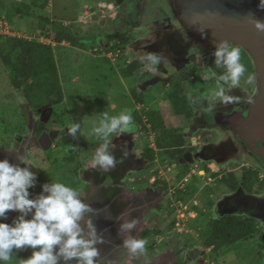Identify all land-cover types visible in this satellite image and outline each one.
Wrapping results in <instances>:
<instances>
[{
    "label": "flooded vegetation",
    "instance_id": "1",
    "mask_svg": "<svg viewBox=\"0 0 264 264\" xmlns=\"http://www.w3.org/2000/svg\"><path fill=\"white\" fill-rule=\"evenodd\" d=\"M85 1L84 16L73 22L76 28L86 27L81 35L108 49L116 48L109 52V56L117 53L112 60L125 56V67L139 69L126 77L133 80L128 81L133 123L128 132L110 138L116 166L107 172L93 167L92 157L100 141L89 144L85 153H76L79 183L74 188L94 209L87 216L104 239L97 245L98 264H127L128 253L122 249L125 234L119 231L124 218L135 219L131 234L148 241L146 255L133 257L131 264H220L223 248L206 245L204 237L214 222L232 217L252 220L257 233L245 241L255 243L264 255V101L255 105V111L248 102L257 89L254 61L243 46L233 43L241 47V60L247 68L240 86L230 93L240 97V102L213 112L189 98V93L200 97L208 91L185 84L211 82L214 88V80L201 78L212 68L217 74L222 71L215 68L212 55L213 44L222 40L210 35V19L213 16L221 27H228L233 20L251 16L250 11L255 16L264 14L257 7L258 0H203V36L185 15L184 8L192 6L189 0ZM145 9L151 10L150 18L142 14ZM138 16L143 17L142 23ZM76 28L73 31L80 35ZM145 52L162 53L166 58L154 73L141 62ZM248 74L255 75L254 85L245 83ZM156 86L165 90L152 91ZM17 90V105L0 110V159L20 163L17 154H24L37 174L39 163L54 165L56 157L52 159L49 152L74 139L67 128L75 120L60 111L59 104L37 110ZM173 96L184 101L183 110H176ZM25 102L34 113V123ZM50 106L52 114L41 126V112ZM39 183L29 189L30 198L43 191L44 182ZM16 215L9 212L6 222L11 223ZM22 250L23 256L14 249V258L32 253L31 248Z\"/></svg>",
    "mask_w": 264,
    "mask_h": 264
},
{
    "label": "clouds",
    "instance_id": "2",
    "mask_svg": "<svg viewBox=\"0 0 264 264\" xmlns=\"http://www.w3.org/2000/svg\"><path fill=\"white\" fill-rule=\"evenodd\" d=\"M257 7L264 9V0H258ZM249 14L253 17L255 28L264 32V21L255 18L251 11ZM201 34L203 36L204 32ZM213 45L215 68L222 71L217 74L212 68L201 78L214 80L215 86L209 89L207 95L200 97L189 93L190 100L208 112L215 111L219 106L240 102V97L230 93L240 86L247 72L241 60L240 46L228 40ZM140 59L147 71L154 73L166 58L162 53L145 52ZM255 80L254 74H248L245 83L254 85ZM132 123L130 108H123L116 115L103 111L97 115L89 133L81 131L79 122H72L67 134L73 138L78 133L81 136L91 135L100 141L92 157V165L107 172L118 163L112 151L113 139L110 138L114 134L119 137L128 132ZM17 159L20 163L0 159V264H10L15 255L14 249L25 248H31L32 253L26 259L17 260V264H98L100 251L97 245L103 244L104 239L98 235L92 219L87 216L94 209L82 199L78 189L57 180L43 183L41 194L30 198L29 189L36 185L38 177L28 166L31 164L24 154L18 153ZM9 212L18 213L11 223L6 222ZM134 228L136 220L128 218H124L119 226V231L125 234L122 249L127 250V264H131L133 257L146 255L148 241L133 236L131 230Z\"/></svg>",
    "mask_w": 264,
    "mask_h": 264
},
{
    "label": "rangeland",
    "instance_id": "3",
    "mask_svg": "<svg viewBox=\"0 0 264 264\" xmlns=\"http://www.w3.org/2000/svg\"><path fill=\"white\" fill-rule=\"evenodd\" d=\"M85 3V0H48L47 9L37 10V13H43L57 22L65 24L67 29L74 30L76 28L73 23L74 19L84 16ZM141 9H144L143 5ZM142 14H145L147 18L152 15L151 10L142 12ZM142 16H138V22L140 23L144 21ZM120 17L123 18L122 15ZM133 18L135 19L136 16L133 15ZM10 23L13 26L12 29L15 30L13 33L18 36L36 39L41 42L50 41L49 43H51L52 41L47 39L46 34L40 28L37 17H15L10 20ZM47 25L50 26V24ZM83 28L80 26L76 28L80 31V35H78L80 44L78 46H71L68 43L55 45L65 96L63 103L59 104L57 108L62 112H67L70 119L79 122L82 132L89 133L99 113L108 111L111 115H116L123 108L131 109L132 99L128 81L132 82L133 80L126 79L127 76L124 75L125 56L112 60L109 52L116 51V48L108 49L96 43L93 39L87 40L84 35H81L82 32H86V27ZM1 60L0 58V110L17 105L14 97L16 95L15 89L10 83L8 70L2 65ZM210 83L196 81L194 84L191 82L185 84H188L187 87L204 88L205 91H209L213 88ZM161 89L165 90V88L156 86L152 91ZM148 95L150 94L148 93ZM175 120L177 121L178 118ZM92 142H97L95 137L83 135L79 138L78 133V138H74L71 143L64 141V144L58 150L49 152L52 159L56 157L53 161L54 165H47L48 163L44 162L38 164L41 166V171L37 173L38 180L33 188H36L38 184L41 185L40 181L49 183L51 180H57L71 187H76V169L79 163V157L76 153L77 151L85 153L88 150V145ZM38 165L34 164L35 168L39 167ZM211 187H216L215 183ZM209 233L210 230H208ZM222 248L223 250L219 254L220 260L219 257L217 258L220 264H258L259 262L264 264V255L261 251L258 252V246L253 242L238 241ZM23 251L20 250L22 256ZM28 255L26 254V258ZM216 257L213 256L215 260ZM26 258L23 257V259ZM19 259L13 257L11 263L17 264Z\"/></svg>",
    "mask_w": 264,
    "mask_h": 264
},
{
    "label": "trees",
    "instance_id": "4",
    "mask_svg": "<svg viewBox=\"0 0 264 264\" xmlns=\"http://www.w3.org/2000/svg\"><path fill=\"white\" fill-rule=\"evenodd\" d=\"M48 0H0V13L7 19L15 17H37L40 28L47 37L58 44L68 41L79 45L78 35L66 25L53 20L37 10H46ZM46 24H51L49 27ZM13 28V26H11ZM1 63L8 70L10 83L14 89H20L31 104L41 110L45 106L57 105L64 101L59 64L52 43H45L36 39H28L18 35H0ZM137 66L124 68V75L129 76L138 72ZM176 110H183L184 101L180 97H171ZM153 119V118H152ZM155 122V121H154ZM155 126L157 124L155 123ZM79 167V163L77 164ZM76 185L79 178H75ZM251 185V182L248 181ZM252 220L242 218H226L214 222L210 233L204 237L206 245H215V249L228 246L238 241H245L257 232Z\"/></svg>",
    "mask_w": 264,
    "mask_h": 264
},
{
    "label": "water",
    "instance_id": "5",
    "mask_svg": "<svg viewBox=\"0 0 264 264\" xmlns=\"http://www.w3.org/2000/svg\"><path fill=\"white\" fill-rule=\"evenodd\" d=\"M188 2L189 5L192 6H187L188 8H184V10L187 9L185 11L187 14L185 13V15H188L190 23L196 26L200 32L205 31L206 25H203V23L205 22L204 20L206 18L204 17L203 0H189ZM193 11L195 13H193ZM212 17L210 19L211 25L208 28L211 29L210 35L212 37L217 36V38L220 40H228L232 43L243 46L254 61L257 72V89L250 102V105H252L251 107L254 110L255 105L257 106V104H260L262 101H264V32L258 31L255 28L252 22V16H243L240 19L233 20V24L231 26L228 25V27H221L219 21L217 22V20L213 19ZM96 18L97 15L93 14V19ZM255 18L264 21V14L259 13L255 16ZM25 106L31 122L34 123V113L31 111L26 102ZM52 111L53 107L50 106L41 112V126L44 125V122L48 121ZM56 139L57 138L55 137L54 141ZM40 141L43 143V138L40 137Z\"/></svg>",
    "mask_w": 264,
    "mask_h": 264
},
{
    "label": "built area",
    "instance_id": "6",
    "mask_svg": "<svg viewBox=\"0 0 264 264\" xmlns=\"http://www.w3.org/2000/svg\"><path fill=\"white\" fill-rule=\"evenodd\" d=\"M5 19V20H2ZM10 26V27H9ZM10 21L7 19L5 14L0 13V34L1 35H16L13 33L15 30L12 29ZM48 40H51L49 37H47ZM50 42V41H49ZM47 42V43H49ZM111 58H115L117 56V53H111Z\"/></svg>",
    "mask_w": 264,
    "mask_h": 264
},
{
    "label": "crops",
    "instance_id": "7",
    "mask_svg": "<svg viewBox=\"0 0 264 264\" xmlns=\"http://www.w3.org/2000/svg\"><path fill=\"white\" fill-rule=\"evenodd\" d=\"M51 43L55 46V45H57V43L56 42H54V41H51ZM58 45H65V43L64 42H62V43H60V44H58ZM57 45V46H58ZM69 45V44H68ZM58 64H59V62H58ZM63 103V102H62Z\"/></svg>",
    "mask_w": 264,
    "mask_h": 264
}]
</instances>
